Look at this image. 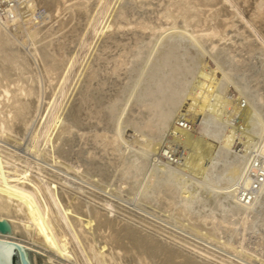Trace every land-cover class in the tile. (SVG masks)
Returning a JSON list of instances; mask_svg holds the SVG:
<instances>
[{"label": "bare ground", "instance_id": "1", "mask_svg": "<svg viewBox=\"0 0 264 264\" xmlns=\"http://www.w3.org/2000/svg\"><path fill=\"white\" fill-rule=\"evenodd\" d=\"M0 220L33 264H264V0H0Z\"/></svg>", "mask_w": 264, "mask_h": 264}, {"label": "water", "instance_id": "2", "mask_svg": "<svg viewBox=\"0 0 264 264\" xmlns=\"http://www.w3.org/2000/svg\"><path fill=\"white\" fill-rule=\"evenodd\" d=\"M10 231L9 223L0 220V232L9 233ZM32 252L34 251L22 247L18 243L0 239V264H33ZM41 256L46 258L43 255Z\"/></svg>", "mask_w": 264, "mask_h": 264}, {"label": "rangeland", "instance_id": "3", "mask_svg": "<svg viewBox=\"0 0 264 264\" xmlns=\"http://www.w3.org/2000/svg\"><path fill=\"white\" fill-rule=\"evenodd\" d=\"M38 252V251H37ZM43 255V256H45L44 254H42L41 252L39 253V254H36V259H37V264H45V262H44V258H42V256L41 255Z\"/></svg>", "mask_w": 264, "mask_h": 264}]
</instances>
